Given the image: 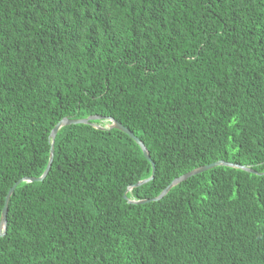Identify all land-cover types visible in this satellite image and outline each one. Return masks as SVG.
<instances>
[{"label":"trees","instance_id":"16d2710c","mask_svg":"<svg viewBox=\"0 0 264 264\" xmlns=\"http://www.w3.org/2000/svg\"><path fill=\"white\" fill-rule=\"evenodd\" d=\"M0 264H264V0H0ZM125 197V198H124Z\"/></svg>","mask_w":264,"mask_h":264},{"label":"water","instance_id":"95a60500","mask_svg":"<svg viewBox=\"0 0 264 264\" xmlns=\"http://www.w3.org/2000/svg\"><path fill=\"white\" fill-rule=\"evenodd\" d=\"M105 121L108 122V125H105L103 127L99 126V125H93V127L95 129H116L119 130L121 132H123L124 134H126L131 140L134 141V143L136 145H138V147L141 150V154L144 156L145 160H147L150 165H151V169H152V173L151 176L148 179L142 180V181H138L137 183L130 185L127 187V191H130L133 188L139 187L149 181H151L153 179V174H154V164L151 162V159L149 157V155H147V150L144 147V145L139 141L138 138H136L128 129H126L125 127H123L121 124H119L118 122H116L115 120H113L112 118H105V117H101V116H89L85 119H62L60 120L51 130L50 134H49V144H50V149L48 150L49 153V160L47 163V166L45 168V170L43 171L42 175L38 178H24L21 179L19 181H17L16 183H14L12 185V187H10V189L7 191L5 198H4V202H3V206L1 209V214H0V238L4 237L5 234V230H6V213H7V205H8V201L10 196L12 195L14 189L16 188V186L21 183H34V182H42L43 179L46 177L50 166H51V162H52V158H53V142L55 139V136L57 134V132L62 128V127H66V126H70V125H76V124H91L92 121ZM219 166H224V167H231V168H237L240 170H243L245 172L251 173V174H256V175H264V173H256L255 171L251 170L248 167L245 166H238V165H234V164H230L224 161H217L214 163H211L209 165H205L196 169H193L177 178H175L165 189H163L161 191V193L157 196L154 197L152 199H147V200H141V201H134V200H128V203L130 204H145V203H149V202H156L158 200H160L164 195H166V193L174 186L180 184L181 182L185 181L186 179L195 176L197 174H200L204 171L210 170L212 168L215 167H219ZM125 198V197H124Z\"/></svg>","mask_w":264,"mask_h":264}]
</instances>
